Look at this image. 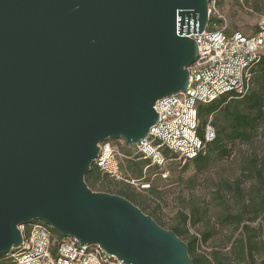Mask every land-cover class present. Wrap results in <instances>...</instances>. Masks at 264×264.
I'll list each match as a JSON object with an SVG mask.
<instances>
[{"label":"water","instance_id":"95a60500","mask_svg":"<svg viewBox=\"0 0 264 264\" xmlns=\"http://www.w3.org/2000/svg\"><path fill=\"white\" fill-rule=\"evenodd\" d=\"M208 0H0V256L42 221L125 264H192L186 242L85 183L99 143L132 147L184 91Z\"/></svg>","mask_w":264,"mask_h":264},{"label":"rangeland","instance_id":"374dc122","mask_svg":"<svg viewBox=\"0 0 264 264\" xmlns=\"http://www.w3.org/2000/svg\"><path fill=\"white\" fill-rule=\"evenodd\" d=\"M215 5L223 18L218 21L212 16L214 21L209 23V28L221 24L227 32L238 31L251 36L264 17V0H217ZM107 141L127 157L119 161L121 179L102 172L97 176L96 173L89 177L85 175L84 181L92 191L116 194L125 190L145 211L143 213H151L159 220L161 227L167 230L171 226L179 227V238L184 242L193 236L199 239L208 234L206 241L197 242L196 254L205 255L209 264H215L212 260L214 252L222 259L230 258L227 264H236L230 251L242 236L241 227L224 223V216L242 213L251 228V241L256 246L253 257L257 262L264 258V211L252 219L254 213L250 210V205L260 199L258 181L252 169L254 163L264 174V133L261 128L248 141L229 143L226 155L210 154L207 165L201 169L175 156H167L162 166L153 165L134 155V149L126 146L122 139ZM136 163L144 165V177L139 179L125 171L128 164ZM146 183L150 188H146ZM225 183H239L241 191H228L224 188ZM190 214L191 219L184 222L183 216ZM10 262L8 255L0 258V264Z\"/></svg>","mask_w":264,"mask_h":264},{"label":"built area","instance_id":"2783aa9c","mask_svg":"<svg viewBox=\"0 0 264 264\" xmlns=\"http://www.w3.org/2000/svg\"><path fill=\"white\" fill-rule=\"evenodd\" d=\"M216 1L208 0V16L221 21ZM209 22L201 33L189 35L196 42L198 55L188 66L186 89L156 101V123L143 140L132 146L134 155L153 165L165 163V150L183 162L204 154L215 131L207 124L203 136L198 135L197 103H209L227 93L244 95L250 88L253 68L264 54V17L251 36L238 31L228 33L221 24L209 28ZM98 146L92 165L103 174L121 179L119 161L127 157L108 141ZM18 228L22 242L7 254L13 264H125L98 244H82L71 236L56 237L42 221L33 220Z\"/></svg>","mask_w":264,"mask_h":264},{"label":"trees","instance_id":"16d2710c","mask_svg":"<svg viewBox=\"0 0 264 264\" xmlns=\"http://www.w3.org/2000/svg\"><path fill=\"white\" fill-rule=\"evenodd\" d=\"M209 21H214L212 16H210ZM196 108L199 120L197 129L198 135L201 137L203 136L204 128L207 124H210L215 131L214 139L207 143L206 152L204 154H198L193 159L185 161V163L192 162L199 169L204 168L207 165L210 154L215 153L220 156L226 155L228 153L227 145L229 143L235 141H248L255 133H257L259 128H261L264 133V54L261 55L259 61L253 68L251 85L244 95L238 96L234 93H227L209 103H197ZM163 153L165 158L167 156L176 157L175 154L169 153L166 150L163 151ZM143 167V164H128L125 171L130 175H134L136 179H139L144 177ZM252 169L258 181L257 189L260 191V199L250 205V210L254 213L252 219H254L262 210L264 211V174L260 167L255 166V163ZM92 173H96L97 176L100 173V170L94 165H91L86 176L89 177ZM146 184V188H150V184ZM224 188L228 191L233 190L236 193L241 191L239 183H235L234 185L225 183ZM116 194L126 198L140 208L142 212H145L130 198L125 190ZM147 214L160 225L159 220L155 216L151 213ZM188 219H191V214L189 216H183L184 222ZM224 219V223L234 224L236 227H241L242 236L233 244L230 251V256L232 255L233 258L236 259V264H264V258L257 262L253 257V252L256 246L251 241V228L245 223L242 213L225 214ZM49 229L56 237H60V235L52 228L49 227ZM170 230L174 231L178 237L181 236V230L179 227L171 226ZM208 237V234L202 235L199 239L193 236L190 240L185 241L188 246V254L192 259V264L210 263V260L205 255L196 254L197 242H204ZM5 256L6 255H1L0 258ZM228 259L230 260V258ZM212 260L215 264H227L229 261L220 258L217 252L213 253ZM10 264L13 263L10 262Z\"/></svg>","mask_w":264,"mask_h":264}]
</instances>
